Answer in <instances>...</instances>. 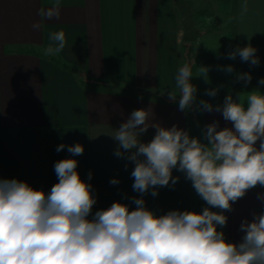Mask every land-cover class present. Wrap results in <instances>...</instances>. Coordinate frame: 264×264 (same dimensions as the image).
Masks as SVG:
<instances>
[{
    "label": "crops",
    "instance_id": "crops-1",
    "mask_svg": "<svg viewBox=\"0 0 264 264\" xmlns=\"http://www.w3.org/2000/svg\"><path fill=\"white\" fill-rule=\"evenodd\" d=\"M184 1L200 33L187 43L172 0H61L58 19L38 14L52 0H0V178L49 192L58 182L55 162L71 156L66 149L57 152V146L80 143L84 152L74 158L80 177L93 186L92 215L117 201L135 209L132 199L141 194L132 188L134 164L114 155L118 142L112 134L133 110L148 108L149 123L188 131L189 111L167 95L175 91L179 98L175 76L180 67L192 65L197 102L215 106L229 93L234 99L257 88L264 93L258 84L264 78V0H247L243 16L244 0ZM34 23L40 27L33 29ZM61 30L65 48L45 55L50 34ZM248 45L257 49L259 65L228 58L237 46ZM228 65L232 73L220 70ZM200 67L208 69L207 79L198 76ZM238 73H250L251 82L238 81ZM211 89H218L215 97L206 94ZM193 112L202 139L204 126L213 121L221 129L231 127L221 113ZM154 134L149 127L141 139L149 142ZM173 176L179 177L174 186L160 187L155 197L151 189L143 195L157 215L191 211L190 181L175 169ZM113 178L119 184H110ZM261 194L264 187L257 186L224 212L228 242L239 243L241 222L264 212Z\"/></svg>",
    "mask_w": 264,
    "mask_h": 264
},
{
    "label": "clouds",
    "instance_id": "clouds-1",
    "mask_svg": "<svg viewBox=\"0 0 264 264\" xmlns=\"http://www.w3.org/2000/svg\"><path fill=\"white\" fill-rule=\"evenodd\" d=\"M60 5L61 0H52V6L38 14L58 19ZM247 11L244 0L241 16ZM49 40L45 55L59 54L67 43L62 30L51 33ZM256 51L251 45L237 46L228 58L239 56L257 66ZM220 70L234 71L231 65ZM207 71L200 67L198 76L207 79ZM192 77V65L185 63L175 76L179 98L169 91V100L185 112L221 113L231 127L221 129L213 121L204 126L202 141L176 125L149 123L151 108L133 110L112 137L118 142L114 155L134 164L132 188L141 194L132 199L135 209L117 201L92 215L97 202L93 186L80 177L74 158L84 152L80 143L57 146V152L66 149L71 156L55 162L58 182L49 192L16 178H0V264H264V212L241 222L244 235L239 243L228 242L219 230L226 226L224 212L231 211L233 203L249 190L264 187V93L257 88L237 93L235 99L229 93L214 106L197 102ZM236 79L247 85L252 76L238 73ZM258 84L264 85V78ZM217 92L211 89L206 94L215 97ZM149 127L155 134L145 143L141 137ZM174 169L184 173L206 203L202 211L157 215L146 207L143 195L150 189L155 197L160 187L177 183ZM109 183L117 185L119 180ZM258 198L264 200V194Z\"/></svg>",
    "mask_w": 264,
    "mask_h": 264
},
{
    "label": "water",
    "instance_id": "water-1",
    "mask_svg": "<svg viewBox=\"0 0 264 264\" xmlns=\"http://www.w3.org/2000/svg\"><path fill=\"white\" fill-rule=\"evenodd\" d=\"M178 10L180 22L183 28L182 40L185 42H193L199 38V31L195 27L192 12L184 0H172Z\"/></svg>",
    "mask_w": 264,
    "mask_h": 264
},
{
    "label": "trees",
    "instance_id": "trees-1",
    "mask_svg": "<svg viewBox=\"0 0 264 264\" xmlns=\"http://www.w3.org/2000/svg\"><path fill=\"white\" fill-rule=\"evenodd\" d=\"M60 63V61H58ZM62 66L64 68H68V69H73L71 66H69L68 64L61 62ZM187 117H189L188 121H189V125H188V132L189 135L192 137H198L200 138L202 141L203 139L200 137L199 134V129H198V125H196V121L194 119H190V113L187 112ZM190 200H191V211H197L200 212L203 210L204 207H207L206 203L197 195V193L195 192L194 188L191 185V181H190ZM212 211H220L219 209L216 208H212ZM219 230L223 231V228H219Z\"/></svg>",
    "mask_w": 264,
    "mask_h": 264
},
{
    "label": "rangeland",
    "instance_id": "rangeland-1",
    "mask_svg": "<svg viewBox=\"0 0 264 264\" xmlns=\"http://www.w3.org/2000/svg\"><path fill=\"white\" fill-rule=\"evenodd\" d=\"M184 43H187V42H184ZM189 113H190V119H195L194 112H193V111H191V110H189ZM196 122H197V121H196ZM196 125H198V124L196 123ZM198 129H199V131H200L199 125H198ZM200 137L202 138V136H201V135H200Z\"/></svg>",
    "mask_w": 264,
    "mask_h": 264
}]
</instances>
